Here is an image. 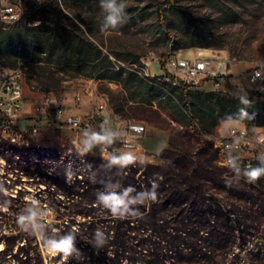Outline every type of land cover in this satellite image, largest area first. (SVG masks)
<instances>
[{
    "label": "trees",
    "instance_id": "1",
    "mask_svg": "<svg viewBox=\"0 0 264 264\" xmlns=\"http://www.w3.org/2000/svg\"><path fill=\"white\" fill-rule=\"evenodd\" d=\"M173 9V0L157 6L163 28L168 26ZM37 12L34 19L24 14L12 26H0V55L25 56L34 63L47 62L68 72L91 68L86 76L121 84L128 93L126 99L136 105L164 108L163 103L168 104L172 118L191 126L193 134L202 140L203 152L199 155L209 154L210 164L219 157L214 145L217 135L213 134L223 121L264 127L261 91L247 89L249 95H238L201 90L197 87L211 77L190 85L169 70L168 58L186 47L181 42H174L159 57L165 76L152 78L139 69L112 62L102 49L65 30L44 6ZM167 37L174 39L170 34ZM194 44L206 43L202 40ZM0 66L13 67L2 65L1 59ZM231 78L220 75L216 81ZM28 138L29 142L19 146L0 137V154L8 163V171L0 174V205L6 207H0V229L8 223L18 228L32 193L25 187L30 180L24 174L37 167L46 181L42 186L37 180L40 189L32 194L50 206L52 220H37L41 242L30 226V217H39L34 211L25 215L28 222L21 223L24 231H1L0 255L5 254L6 260L46 264L40 246L51 240L59 246L50 255L49 264H206L217 260L220 245L212 240L227 237L224 227L230 220L217 193H206L207 169L200 162L194 163L190 153L179 148L165 150L163 157L168 163L163 166L151 161L104 158L98 144L77 148L63 140L60 132L39 140L30 134ZM235 170L264 194V160L256 159L250 166ZM256 170L261 174L251 181L248 173ZM12 172L18 174L10 176ZM217 189L215 186L213 190ZM189 236L195 241H188ZM102 255L106 258L97 263Z\"/></svg>",
    "mask_w": 264,
    "mask_h": 264
},
{
    "label": "rangeland",
    "instance_id": "2",
    "mask_svg": "<svg viewBox=\"0 0 264 264\" xmlns=\"http://www.w3.org/2000/svg\"><path fill=\"white\" fill-rule=\"evenodd\" d=\"M162 1L165 0H115L117 12L103 7L110 0H0V3L17 4L18 10L24 9L27 19L37 17L39 7L44 6L65 30L102 49L112 62L128 69H139L143 75L152 78L165 76L159 57L179 41L186 46L184 49L194 48L210 58L213 70L218 62L226 63L227 69L218 72V77L208 75L194 85H199L207 77L216 81L220 75H229L233 66L235 73L254 82L257 90L264 93V0H173L174 9L169 11L166 28L160 25L157 13V6ZM109 16H115V23L110 22ZM1 25L6 26L8 22L0 16ZM167 34L174 39L168 38ZM202 40L205 45L194 44ZM0 56L2 65L20 67L24 72V106L18 113L13 128L15 133L22 134L37 127L38 133L34 139L39 140L60 132L63 140L70 141L77 148L95 143L102 152L103 145H113L117 141L112 136L101 138L104 129L95 124L77 131L59 128L54 109L61 106L68 112L85 115L103 102L104 95H107L105 129L108 132L113 133L116 129V115L146 124V133L137 139L135 151L138 160L166 166L168 162L163 157L164 151L179 148L190 153L194 163L200 162L207 169L209 181L205 184L206 193H217L220 204L227 209L230 222L224 227L227 237L212 240L220 245L217 260L212 259L206 264H264V194L235 170L239 166H228L218 156L210 164L209 154L199 155L203 152L202 140L193 134L191 126L172 118L168 104L163 103L164 108L136 105L126 99L128 93L121 84L86 76L91 68H84L81 73L76 70L68 72L61 66L47 62L34 63L25 56ZM255 70L262 72L261 79H252ZM172 73L177 76L175 70ZM166 81L172 79L166 78ZM244 95H249L247 90ZM116 108L121 112H117ZM222 123L213 136L226 134L227 125ZM257 130L264 131V128ZM0 137L12 143L10 138L2 134ZM75 139L76 144L73 142ZM7 166L6 159L0 154V174L8 171ZM17 174L9 173L10 176ZM24 177L30 180L25 187L32 193L40 189V184L45 186L46 179L39 167L28 170ZM37 180L42 183L38 184ZM215 186L217 190H213ZM4 190L11 191L7 188ZM32 193L28 195L29 202L22 220L19 225L16 224L18 228L14 223H8L0 232H11L15 228L24 231L22 225L28 222L25 215L34 211L39 217L31 216L30 226L41 242L43 237L38 231L37 220L49 223L52 216L50 206L40 202ZM0 207L6 208L3 205ZM189 238L188 241H195ZM58 246L53 240L48 244L41 243L46 264L50 263V255L56 252ZM5 256L0 255V264H19L18 261L6 260ZM98 258L100 261L97 263H101L106 256Z\"/></svg>",
    "mask_w": 264,
    "mask_h": 264
},
{
    "label": "built area",
    "instance_id": "3",
    "mask_svg": "<svg viewBox=\"0 0 264 264\" xmlns=\"http://www.w3.org/2000/svg\"><path fill=\"white\" fill-rule=\"evenodd\" d=\"M1 18L15 16V23L25 14L24 9L18 10V5L10 2L0 3ZM8 23L6 26H12ZM213 61L208 57L185 58L176 54L171 55L167 60V67L172 72L175 70L183 82L194 85L200 78L212 75L216 76L220 70L211 69ZM223 62H218L217 67ZM222 73V72H221ZM253 80H259L262 72L253 71ZM90 90V88H88ZM25 85L24 72L20 67L0 66V131L6 137H17L20 142H29L28 134L33 138L38 133V128H31L22 134L15 133L13 128L16 125L18 113L24 106ZM104 101L98 104L91 112L80 115L68 112L61 106L54 109L57 125L61 129L81 130L95 124L104 129L101 138L108 139L112 136L117 141L116 146L103 145L102 155L110 157L113 152L119 151L124 159L138 161L135 148L137 139L143 136L147 127L146 124L132 119H123L116 115V129L113 133L106 128V105L109 97L104 95ZM259 127L249 128L245 123H237L227 127L226 134L222 137H215V148L218 149L219 158L222 163L236 166H250L252 157H259L264 160V131H258ZM264 128V127H263ZM75 144L77 140L73 141ZM237 161L241 163L238 164Z\"/></svg>",
    "mask_w": 264,
    "mask_h": 264
},
{
    "label": "crops",
    "instance_id": "4",
    "mask_svg": "<svg viewBox=\"0 0 264 264\" xmlns=\"http://www.w3.org/2000/svg\"><path fill=\"white\" fill-rule=\"evenodd\" d=\"M176 55L180 57L192 58V59L207 57V56H203L202 53H200L198 50L194 48L181 49L179 52L176 53ZM224 64L226 65V63ZM234 68L235 67L231 66L230 69L231 73H229V75H231L232 78L229 81H223L221 79L218 82L215 80H209L203 86H199L197 88L206 91L226 90L228 92L238 95H244V92L247 89L257 90L258 87L254 82L249 81V79H246L245 76H240L239 74L235 73ZM237 123H241V122L236 120H227L224 121L222 125L226 124L228 127L230 125Z\"/></svg>",
    "mask_w": 264,
    "mask_h": 264
},
{
    "label": "clouds",
    "instance_id": "5",
    "mask_svg": "<svg viewBox=\"0 0 264 264\" xmlns=\"http://www.w3.org/2000/svg\"><path fill=\"white\" fill-rule=\"evenodd\" d=\"M103 7H105L111 12L118 11L115 5V0H110V2H108L107 4H104ZM108 19L110 20V22L115 23V16H109ZM260 174H261V170H256V171L248 173V176L251 181H255L260 176Z\"/></svg>",
    "mask_w": 264,
    "mask_h": 264
},
{
    "label": "bare ground",
    "instance_id": "6",
    "mask_svg": "<svg viewBox=\"0 0 264 264\" xmlns=\"http://www.w3.org/2000/svg\"><path fill=\"white\" fill-rule=\"evenodd\" d=\"M2 20H5L7 22H15V16H8V18H2ZM214 70H220V72H225L226 65L225 64H222L221 66L217 67ZM0 134H2L3 136H5V134H3L1 131H0ZM8 138H10L11 142H13V143H18V144L25 143V142L18 141L17 137H8ZM214 145H215V141H214ZM256 159H259V157H252V161H254Z\"/></svg>",
    "mask_w": 264,
    "mask_h": 264
},
{
    "label": "water",
    "instance_id": "7",
    "mask_svg": "<svg viewBox=\"0 0 264 264\" xmlns=\"http://www.w3.org/2000/svg\"><path fill=\"white\" fill-rule=\"evenodd\" d=\"M111 157H112L113 159H115V160H119V161H123V160H124L122 154H121L119 151L113 152V153L111 154Z\"/></svg>",
    "mask_w": 264,
    "mask_h": 264
}]
</instances>
